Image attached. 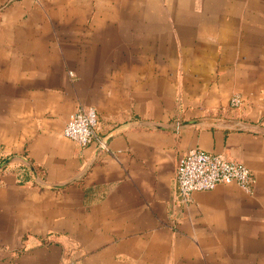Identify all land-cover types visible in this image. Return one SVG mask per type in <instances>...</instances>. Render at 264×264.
Wrapping results in <instances>:
<instances>
[{
    "label": "crops",
    "instance_id": "1",
    "mask_svg": "<svg viewBox=\"0 0 264 264\" xmlns=\"http://www.w3.org/2000/svg\"><path fill=\"white\" fill-rule=\"evenodd\" d=\"M243 1L0 0V264H264V57ZM81 107L104 150L64 136ZM195 148L248 167L251 192L183 203Z\"/></svg>",
    "mask_w": 264,
    "mask_h": 264
},
{
    "label": "built area",
    "instance_id": "2",
    "mask_svg": "<svg viewBox=\"0 0 264 264\" xmlns=\"http://www.w3.org/2000/svg\"><path fill=\"white\" fill-rule=\"evenodd\" d=\"M230 104L239 107L241 99L233 96ZM64 136L81 147L101 143L95 109L81 107L70 115ZM253 182L252 172L245 165L198 148L187 151L177 168L178 194L183 203H187L194 192L209 191L220 184L235 183L245 192H251Z\"/></svg>",
    "mask_w": 264,
    "mask_h": 264
},
{
    "label": "rangeland",
    "instance_id": "3",
    "mask_svg": "<svg viewBox=\"0 0 264 264\" xmlns=\"http://www.w3.org/2000/svg\"><path fill=\"white\" fill-rule=\"evenodd\" d=\"M244 5L256 7V13L251 14L258 24V46H259V59L264 57V0H244ZM253 13V12H252Z\"/></svg>",
    "mask_w": 264,
    "mask_h": 264
},
{
    "label": "water",
    "instance_id": "4",
    "mask_svg": "<svg viewBox=\"0 0 264 264\" xmlns=\"http://www.w3.org/2000/svg\"><path fill=\"white\" fill-rule=\"evenodd\" d=\"M106 146H107V139H106V137H102L101 143H98V145H97V150L98 151H102V150H104L106 148ZM8 162L9 161L6 160L3 163H1L0 164V169H2Z\"/></svg>",
    "mask_w": 264,
    "mask_h": 264
}]
</instances>
